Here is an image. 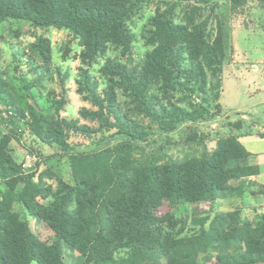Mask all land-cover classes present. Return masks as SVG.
<instances>
[{
	"label": "trees",
	"instance_id": "1",
	"mask_svg": "<svg viewBox=\"0 0 264 264\" xmlns=\"http://www.w3.org/2000/svg\"><path fill=\"white\" fill-rule=\"evenodd\" d=\"M152 1L0 0V23L12 19L73 34L82 48L77 92L96 108H82L78 119L61 118L68 104L62 96L39 110L31 103L35 85H11L0 70V105L41 143L70 154L71 169V184L36 181L14 158L11 136L0 132V182L13 192L25 185L15 201L0 199V264H69L64 245L84 264H200L201 256L202 264H264V217L253 223L238 210L213 218L194 213L188 228V217L169 211L241 197L260 174L237 136L241 122L201 128L221 113L224 67L234 50L231 16L253 0H162L167 10L158 8L150 22L153 50L139 67L108 60L100 70L107 87L100 91L84 67L109 46L129 52L135 41L129 23ZM181 5L186 11L177 22ZM30 49L51 63L48 38L40 36ZM185 126L184 143H196L202 153L162 164L134 161L139 149L176 144L172 135ZM97 134L103 135L97 150L80 152L70 143L72 135ZM212 135L218 148L210 152Z\"/></svg>",
	"mask_w": 264,
	"mask_h": 264
},
{
	"label": "rangeland",
	"instance_id": "2",
	"mask_svg": "<svg viewBox=\"0 0 264 264\" xmlns=\"http://www.w3.org/2000/svg\"><path fill=\"white\" fill-rule=\"evenodd\" d=\"M158 8L165 11L168 6L162 0H153L151 3L146 4L129 23V27L135 35V41L129 52L116 46H109L107 52L98 58L97 62L84 67L93 78L99 80L100 91L107 87V82L101 78L100 70L108 60L125 64L129 68L139 67L144 62L146 55L153 50V47L148 43V37L151 19L155 16ZM185 11V5L176 8L175 18L177 22L183 20ZM204 16L207 17L208 14L206 13ZM230 24L232 26V43L234 46L233 56L238 51V53L243 52V54L247 55L246 62L254 63L256 60L264 59L263 3L258 0L249 2L244 8L236 11L231 16ZM40 36H44L51 41L52 60L50 64H44L31 52L30 45L35 43ZM235 45L237 51L235 50ZM81 51L82 48L79 47L78 41L69 31L41 30L33 27L29 22L12 19L0 23V70L4 72L6 80L17 87H22L24 80L29 84H34L31 103L39 110L48 108L54 98L59 99L64 96L68 104L60 113V116L68 120L78 119L80 117L79 112L84 107L96 110L91 104L84 102L77 92V82L80 78V68L82 67L79 60ZM247 65L249 66V64ZM41 68H46L47 70L42 71ZM41 71L46 72L43 77L40 75ZM229 71V73L234 74L237 71V66L233 65ZM39 79H41V82H37ZM224 87L226 88V93L221 103L226 111L250 108L255 105L253 102H247V99L240 93V87L235 86L233 81L225 79ZM119 97L120 101L124 102L121 92ZM3 107L0 105V132L3 135L11 136L13 139L10 147L13 156L19 163H25L27 154L33 157L28 162L25 174L35 173L36 181L42 178L54 188L57 186V178H61L71 184L70 154L64 152L60 147L44 145L29 130L19 132L21 128H25V126H21L22 121L6 118L7 108L4 107V109ZM12 120H14V123ZM81 123L96 126L91 121L81 120ZM201 128L209 132L212 125H201ZM189 133L190 128L188 126L181 128L172 135L176 144L169 145L164 151L156 147H145L137 150L134 153V161L136 163H149L151 161L155 164H160L167 162L169 159L180 161L199 155L195 147L184 148V145L187 144L184 143V140ZM102 136L97 134L92 138H87L81 135H72L70 143L80 152H91L97 150ZM212 138L214 139L215 136H210L209 140ZM49 173L53 174L51 175L52 177H50ZM168 210L164 208L163 212ZM226 210L229 209L217 206L215 203H207L198 206H187L182 210L170 209L169 211L178 218L188 217L187 227L192 228L191 218L194 213L200 217L210 216L213 218L215 214L221 213V211L226 212ZM29 220L32 223V220ZM32 224L39 233L41 231L44 238H51V235L41 225ZM63 248L66 261L69 264H84L79 255L72 253L65 245ZM125 255L123 253L121 256ZM205 259L206 257L201 256L200 264Z\"/></svg>",
	"mask_w": 264,
	"mask_h": 264
},
{
	"label": "crops",
	"instance_id": "3",
	"mask_svg": "<svg viewBox=\"0 0 264 264\" xmlns=\"http://www.w3.org/2000/svg\"><path fill=\"white\" fill-rule=\"evenodd\" d=\"M235 50L237 51L236 45ZM237 53L233 56L232 61L224 67L221 100L226 93L225 79H229L235 83V86L240 87V93L247 99V102H253L255 105L250 108L235 109L228 112L222 106L220 100L221 113L217 121L212 124V128L217 129L220 124L227 122H241L243 128L240 132H236L237 136L246 149L253 154L249 164L259 166L260 174L248 180L245 193L241 197L219 201L215 204L229 209L226 212L238 210L243 218L257 223L264 217V59L250 63L245 61L247 59L246 54H243V52ZM233 65L237 66V71L234 74L229 73ZM194 147L199 154L204 151V148L196 143L184 145V148ZM217 148L218 139L212 138L206 141L208 151L213 152ZM16 161L19 162L17 159ZM20 164H23V162ZM24 187V184H20L13 192L4 183L0 182V199L6 198L15 201Z\"/></svg>",
	"mask_w": 264,
	"mask_h": 264
},
{
	"label": "built area",
	"instance_id": "4",
	"mask_svg": "<svg viewBox=\"0 0 264 264\" xmlns=\"http://www.w3.org/2000/svg\"><path fill=\"white\" fill-rule=\"evenodd\" d=\"M6 110H7L6 118H13L14 117V114L10 110H8V109H6ZM22 125L25 126V122L24 121L21 122V126ZM11 128H12V126H11ZM24 130H29L30 131V129L27 126H25L24 129L21 128L20 131L18 129L19 132H23ZM32 159H33V157L30 154H27V156L25 157V160L26 161H25V163L22 164L24 170L28 167V162L31 161Z\"/></svg>",
	"mask_w": 264,
	"mask_h": 264
}]
</instances>
